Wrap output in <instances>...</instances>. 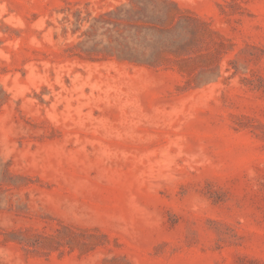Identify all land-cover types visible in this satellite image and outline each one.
<instances>
[{"label": "rangeland", "instance_id": "obj_1", "mask_svg": "<svg viewBox=\"0 0 264 264\" xmlns=\"http://www.w3.org/2000/svg\"><path fill=\"white\" fill-rule=\"evenodd\" d=\"M0 264H264V0H0Z\"/></svg>", "mask_w": 264, "mask_h": 264}]
</instances>
